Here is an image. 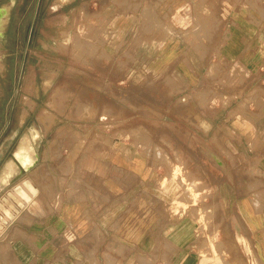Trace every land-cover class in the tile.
I'll return each mask as SVG.
<instances>
[{"label":"rangeland","instance_id":"374dc122","mask_svg":"<svg viewBox=\"0 0 264 264\" xmlns=\"http://www.w3.org/2000/svg\"><path fill=\"white\" fill-rule=\"evenodd\" d=\"M152 2L0 0V9L9 5L0 23V146L9 148H0V157H9L23 137L35 141L41 155L51 150L59 160L70 149L74 156H92L95 143L119 142L122 152L130 149L152 167L154 191L166 201L153 209L168 219L160 224L163 231L173 237L183 227L188 237L179 261H172L176 247L169 243L154 246L162 260L148 264H185L186 257L199 264L202 254L216 264H264V160L256 159L253 176L240 163L241 140L264 141V133H255L264 114V0H187L177 7ZM221 11L227 17H218ZM112 17L127 18L114 46ZM200 24L210 31L192 35ZM232 39L241 52L227 60L220 51ZM161 41L169 48L151 54L145 47ZM178 42L182 52H170ZM208 42L215 43L210 70L190 68L200 65ZM194 120L205 130L214 122L213 139L221 147L228 143L231 194L242 177L255 180L257 190L224 197L215 192L220 183L214 172L222 171L208 149L200 159L194 153ZM49 125L58 129L57 138L38 140L36 127ZM211 136L201 134L202 142ZM191 182L195 193L185 195ZM158 226L153 223V237L161 234ZM226 232L242 262H234Z\"/></svg>","mask_w":264,"mask_h":264},{"label":"crops","instance_id":"0c3cea01","mask_svg":"<svg viewBox=\"0 0 264 264\" xmlns=\"http://www.w3.org/2000/svg\"><path fill=\"white\" fill-rule=\"evenodd\" d=\"M152 1L154 3L158 0ZM159 1L169 7H177L187 2V0ZM196 17H201V14L197 13ZM218 17L227 15L221 11ZM112 19L117 22L111 39L114 46L121 42V22L127 18ZM195 31L201 35L208 33L210 28L206 24L202 26L200 24L198 29L192 31V35H195ZM145 47L152 54L153 49L157 52L166 46L161 41L155 46L153 42H146ZM234 47H236L234 40H229L223 51H220L223 53L222 56L229 60L241 52L237 50L238 48L237 51L234 50ZM168 48L169 46L166 47ZM115 51L116 49L112 51L113 54ZM169 51L174 54L182 52L181 43L172 44ZM193 53H196L195 49ZM214 55L215 43L208 42L206 55L201 57L200 65H191L190 68L210 70L214 64L210 59ZM225 121L230 128L236 130L233 119L229 121V117H226ZM213 123L205 130L194 120L192 129L198 135L194 136L193 140L194 153H198L200 159L202 151L208 149L210 160H215L216 166L222 171L219 175L214 172L216 180L220 183L215 192L219 191V196L224 197L238 195L239 191L257 190L253 184L255 180L249 178L245 180L242 177L241 183L236 185L235 193L231 194L232 170L229 168L231 163L224 151H229L230 148L228 143H222L221 147L220 143L213 139L214 133L217 132ZM36 129L40 134L38 140L43 139L47 143L58 136V129L55 128L56 131H53L52 125ZM239 132L243 139V131ZM255 133L259 135L264 133V114L262 123L256 125ZM201 134L212 135L209 142H202ZM51 136L53 138H50ZM28 141V138L23 137L19 146L10 152L9 157L3 161L0 157V195L10 189L17 190L25 181L30 182L33 187L32 200L25 201L26 203L14 212L12 218L0 225V264H148L162 260L159 258L161 254L153 253V247L167 246L169 243L176 247L172 261H179L178 256L187 244L188 237H185L183 227L178 228L176 236L173 237H169L168 233L163 231L160 224L167 225L168 219L162 214L154 216L153 209L154 206L162 208L166 201L154 191L152 167H147L145 161L138 159L135 153L129 152L130 149L124 153L119 142L104 140L95 143L92 156L89 152L84 156L80 153L74 156L70 149L69 155L59 160L53 156L51 150L47 151V156L41 155L37 152L35 141L29 143ZM241 141V166L244 167L246 174L253 176L254 169L259 165L256 159L264 160V141L256 144L251 143L249 138L247 141ZM21 143L27 144L30 149V155L26 160H22L19 154ZM1 145L2 153L8 150L6 142ZM12 163L15 165L6 175V168ZM224 191L225 194L222 193ZM244 197L251 195L244 194ZM154 222L159 224L161 233L159 237L152 236ZM226 234V244L233 247L231 252L234 262H242L244 258L236 249L237 242L229 232ZM204 257L202 254L199 264L217 263L214 259ZM191 261L192 258L186 257L185 264Z\"/></svg>","mask_w":264,"mask_h":264},{"label":"bare ground","instance_id":"6f19581e","mask_svg":"<svg viewBox=\"0 0 264 264\" xmlns=\"http://www.w3.org/2000/svg\"><path fill=\"white\" fill-rule=\"evenodd\" d=\"M8 8L9 5H7L4 8L0 9V23L5 20L7 12H8ZM146 12V11H145ZM148 14V13H147ZM34 138H36V135L33 134L32 135ZM26 139V138H25ZM22 144V143H21ZM27 145V144H26ZM25 144H22V148H23V159H26L29 157V148L26 146ZM130 162V161H129ZM141 162V161H140ZM179 165V164H178ZM189 168V167H188ZM12 169V164H10L6 170H5V174H9L10 171ZM182 170V169H180ZM190 171V170H189ZM187 172V171H186ZM185 172V173H186ZM191 174V173H190ZM190 176V175H189ZM188 178V177H187ZM186 178V179H187ZM180 182V181H179ZM192 184V182H191ZM181 185V184H180ZM184 185V184H183ZM157 186V185H156ZM190 186V185H189ZM198 186V185H197ZM162 188V187H161ZM199 188V187H198ZM28 189H33L32 184L28 181H25L23 184H20L17 187V190H10L8 191L6 194H4L1 198H0V225L6 221H8L10 218L13 217L14 212L18 209L19 206H21L25 201H28V198H30L28 196ZM200 189V188H199ZM198 189V190H199ZM263 190V189H262ZM195 191V188L193 186V184L190 187H186L185 188V195H187V193L192 194ZM197 192V191H196ZM195 193V192H194ZM180 196V195H179ZM177 199V198H176ZM195 199V198H193ZM191 200V199H190ZM202 201V199H201ZM184 206V205H183ZM187 208V207H186ZM188 210V209H187ZM197 212V211H196ZM199 214V213H197ZM203 214V213H202ZM205 214V213H204ZM200 216V214H199ZM206 223V222H204ZM236 255V254H235ZM240 256V255H239ZM233 257V256H232ZM242 261V260H241ZM237 262V261H236Z\"/></svg>","mask_w":264,"mask_h":264}]
</instances>
